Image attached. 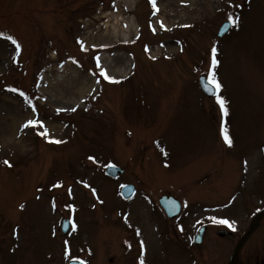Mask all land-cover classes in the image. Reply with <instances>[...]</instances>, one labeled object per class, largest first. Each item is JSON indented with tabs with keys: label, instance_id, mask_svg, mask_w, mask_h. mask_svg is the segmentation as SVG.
I'll return each instance as SVG.
<instances>
[{
	"label": "rangeland",
	"instance_id": "1",
	"mask_svg": "<svg viewBox=\"0 0 264 264\" xmlns=\"http://www.w3.org/2000/svg\"><path fill=\"white\" fill-rule=\"evenodd\" d=\"M133 1L0 0V264H65L66 241L91 264H229L264 207V0ZM130 17L138 35L124 38ZM213 47L227 116L199 84ZM124 64L118 82L99 74ZM58 92L79 105L53 103ZM165 194L184 207L177 219L157 207ZM226 218L236 234L221 238ZM242 258L264 264V228Z\"/></svg>",
	"mask_w": 264,
	"mask_h": 264
},
{
	"label": "snow or ice",
	"instance_id": "2",
	"mask_svg": "<svg viewBox=\"0 0 264 264\" xmlns=\"http://www.w3.org/2000/svg\"><path fill=\"white\" fill-rule=\"evenodd\" d=\"M150 2L152 3L153 8H155V6H156L155 0H150ZM236 24L238 26V24H239V20L238 19L236 20ZM0 35H3V34L0 33ZM7 39L10 40L11 43L14 44L17 49L20 48V44L18 43V41L14 37L8 36ZM211 55H212V69H213L212 70V73H211V83L214 84L217 89H219L221 87V85H220L219 81L217 80L216 73H215V68L218 65L219 61L216 59L217 49L215 47H213L211 49ZM96 59H97V66L99 67V58L97 57ZM99 74L104 79L109 80L110 82H118V81L115 80V78L109 77L108 74H107V72H106V70H101V72ZM11 90L12 91H17L16 89H11ZM20 95L21 96H25V93L24 92H20ZM25 99L28 100V97L25 96ZM217 102L220 104L221 109H223L225 116H227L228 115V109L225 106L226 105V101L224 99H222L221 97L217 96ZM29 103H30V101H29ZM75 110H76L75 108L72 109V111H75ZM35 123H36L35 121L30 120V121H28L27 124L24 125V127H28L29 125H33ZM40 123L42 125V122H40ZM222 132H223V137H224L225 143L229 147H231L233 145V141H232L231 137L228 135L227 127H224L223 130H222ZM40 134L42 136H45L47 138L48 137V130H47V128L45 127L44 128V131L42 133H40ZM50 142H55V143H58L59 144V143H63L64 141L55 140V141H50ZM89 159L90 160H93L95 162V158L94 157H89ZM4 163L5 164H8L9 166H11L8 161H4ZM57 186H61V185H57ZM84 186L85 187H89L88 184H85ZM68 191H69V194H71V191L72 190L69 189ZM92 192H93L94 195H96V190L95 189H92ZM97 199H99L98 195H97ZM23 207L24 206L21 205V209H23ZM213 220H215V218H213ZM217 222L218 223H227V221H217ZM137 235H140V230L139 229H137ZM140 244H141V247L144 246V242L143 241H140ZM140 264H145V261H144L143 257H141V259H140Z\"/></svg>",
	"mask_w": 264,
	"mask_h": 264
},
{
	"label": "bare ground",
	"instance_id": "3",
	"mask_svg": "<svg viewBox=\"0 0 264 264\" xmlns=\"http://www.w3.org/2000/svg\"><path fill=\"white\" fill-rule=\"evenodd\" d=\"M127 1L129 3L128 8L131 11H133V9L136 6L135 1H133V0H127ZM117 20L119 21V19H117ZM125 29H126V31L125 32L123 31L124 38H128L130 36V34L131 33H134V32H135L136 35H138V28H137L136 23L134 21V17H130V19H128L126 21V28ZM134 29H135V31H134ZM115 33L118 34L117 31H115ZM174 51H175V49H171L170 52L172 53ZM124 63H125V60H124ZM127 65L128 64H124V66L118 67L117 70H114V71H106V72H107V74H108L109 77H113V75H115L116 77H120L121 79H124V78H126L125 76H128V74H129V72H127L128 69L126 68ZM120 78H118V79H120ZM82 85H85L86 87H82L81 89L78 90V94L80 96L78 98V100H80L83 97L90 96L91 95V92H92V88L89 87L88 85H86L85 82L82 83L80 85V87ZM83 99H81V100H83ZM78 100H72V101H70V99H68V100L65 101L64 97L62 96V94L60 92H58L57 95L54 96V99H52L53 103H62V104H65V105H67V104L70 105L73 102L74 107L75 106L77 107L79 105V103H77Z\"/></svg>",
	"mask_w": 264,
	"mask_h": 264
},
{
	"label": "water",
	"instance_id": "4",
	"mask_svg": "<svg viewBox=\"0 0 264 264\" xmlns=\"http://www.w3.org/2000/svg\"><path fill=\"white\" fill-rule=\"evenodd\" d=\"M116 171L118 174L122 173V171H120V170H116ZM110 172H113V170H111ZM162 202L165 203L166 202L165 199ZM168 212L171 216H176L179 214L180 208L178 205L172 204V202H171V205L168 208ZM263 216H264V212L257 217V219L252 224V226H251L250 230L248 231V233L246 234V236L239 243L237 250H236L235 259L237 257L239 250L241 249V247L246 243V241L250 238V236L257 230ZM224 235H225L224 233L220 234V236H224Z\"/></svg>",
	"mask_w": 264,
	"mask_h": 264
},
{
	"label": "flooded vegetation",
	"instance_id": "5",
	"mask_svg": "<svg viewBox=\"0 0 264 264\" xmlns=\"http://www.w3.org/2000/svg\"><path fill=\"white\" fill-rule=\"evenodd\" d=\"M262 226H264V221H263V223H262ZM243 252V251H242ZM244 264V262H243V258H242V253L240 254V257H239V264Z\"/></svg>",
	"mask_w": 264,
	"mask_h": 264
}]
</instances>
